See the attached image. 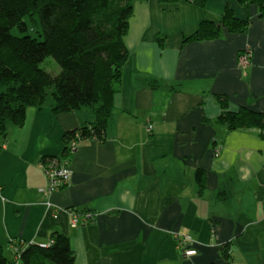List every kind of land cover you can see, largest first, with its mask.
Listing matches in <instances>:
<instances>
[{"label": "crops", "instance_id": "1", "mask_svg": "<svg viewBox=\"0 0 264 264\" xmlns=\"http://www.w3.org/2000/svg\"><path fill=\"white\" fill-rule=\"evenodd\" d=\"M227 3L250 18L248 32L183 44L203 20L219 22ZM125 42L129 58L105 137L83 138L67 155L66 186L48 193L42 158L62 161L65 133L90 125L93 111L57 114L48 103L30 107L24 125L10 128L0 152V245L7 257L14 256V239L47 245L59 231L70 239L74 264H264L262 131H229L216 122L217 94L229 97L231 109L264 111L258 6L134 0ZM243 49L252 54L246 70L238 62ZM84 211L94 219L74 225L71 212ZM174 233L191 235L197 254L185 257Z\"/></svg>", "mask_w": 264, "mask_h": 264}, {"label": "trees", "instance_id": "2", "mask_svg": "<svg viewBox=\"0 0 264 264\" xmlns=\"http://www.w3.org/2000/svg\"><path fill=\"white\" fill-rule=\"evenodd\" d=\"M188 1L205 7L208 0ZM237 1L244 6L256 4L264 16V0ZM133 12L134 0H0V152L10 128L24 125L28 109L48 103L57 114L83 108L94 113L90 125L65 133L63 156L69 154L67 144L72 139L105 137L129 58L125 38ZM250 26V18L237 16L227 3L219 22L203 20L183 44L215 40L224 32L246 33ZM159 41L163 46L164 39ZM48 58L56 61L59 72L43 66ZM140 82L154 89L163 87L159 79ZM216 99L222 107L217 123L229 131L258 128L264 137V111L246 106L231 109L229 97L223 94ZM57 160L58 156H44L42 164ZM201 188H205L204 178ZM51 239L47 245L14 239L11 259L0 245V264H74L68 236L55 231Z\"/></svg>", "mask_w": 264, "mask_h": 264}, {"label": "built area", "instance_id": "3", "mask_svg": "<svg viewBox=\"0 0 264 264\" xmlns=\"http://www.w3.org/2000/svg\"><path fill=\"white\" fill-rule=\"evenodd\" d=\"M238 62L241 65V68L243 70H246L251 65L250 51L249 53L241 52L238 58ZM146 130L148 133L152 132L153 125L149 124L146 127ZM78 143H79L78 139H72L70 142H68L67 150L70 155L76 150V148L78 147ZM66 157L67 156H65L62 161L57 160L44 164V168L46 169L48 182H49V186L47 189L48 193H53L66 186L68 183H70L72 176V168L70 167V160H66L65 159ZM0 190H1V186H0ZM44 204L46 207L53 209L55 216H57L59 211L57 205H55L50 200L46 201ZM71 213H72V222L74 225H77L79 223L80 218H82L83 223H87L92 221L95 217V214L89 211H84L81 214L76 212H71ZM174 235H175V240L178 241V247L180 248V251L183 253L185 257H189L197 254V249L191 248L190 246L194 242V238L191 235L180 234V233H174Z\"/></svg>", "mask_w": 264, "mask_h": 264}, {"label": "rangeland", "instance_id": "4", "mask_svg": "<svg viewBox=\"0 0 264 264\" xmlns=\"http://www.w3.org/2000/svg\"><path fill=\"white\" fill-rule=\"evenodd\" d=\"M249 49L248 50H246V49H243V50H241L240 51V53L242 52H248L249 53ZM250 53H251V51H250ZM247 54V53H246ZM240 55V54H239ZM239 55H238V58H239ZM251 57H252V54H251ZM240 65V64H239ZM43 66L45 67V68H47V70L48 71H51V72H53V73H57V72H59L60 71V67H59V65L56 63V61L53 59V58H48L44 63H43ZM240 67H241V65H240Z\"/></svg>", "mask_w": 264, "mask_h": 264}]
</instances>
